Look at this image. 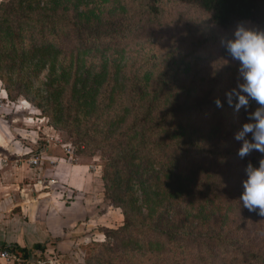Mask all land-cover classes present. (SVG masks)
Here are the masks:
<instances>
[{"label":"trees","instance_id":"16d2710c","mask_svg":"<svg viewBox=\"0 0 264 264\" xmlns=\"http://www.w3.org/2000/svg\"><path fill=\"white\" fill-rule=\"evenodd\" d=\"M68 1L71 0H50L54 5L52 11ZM184 1L206 12L209 21L223 30L234 29L238 22L264 29V0ZM16 2L15 9L12 5ZM48 2L10 0L0 4V80L5 84L7 93L10 94V87L18 86L19 82L29 91L33 86L36 87L29 101L48 115L54 124L62 123L65 130L69 131L71 127V132L79 138L80 144L96 148L104 162L101 177L105 195L123 212L122 229L134 226L147 236L153 233L157 238L153 242L158 250L165 244L177 242L182 251L189 252V256L183 252L180 260H166V264L168 261L170 264H187L189 258L195 264H264L263 241L258 237L260 232H256L255 236L248 233L253 224L248 223L247 218H259V211H252L249 216L234 222L237 214L243 211L239 198L243 191L242 181L246 178L245 168L249 163L254 167L259 166L260 159L264 158V154L253 151L242 159L237 154L240 142L235 140L234 134L248 120L247 113L259 105L250 100L247 110L241 108L236 116H216L213 113L216 110L232 106L220 99L222 106L217 107V98L193 97L194 92L191 90L180 92L175 97L168 90L166 95V73L157 81L163 87L150 89L149 78H144L138 91L136 75L132 76L131 86L128 87L129 77L125 75L124 68L113 61L114 54H106L118 43L104 44L101 40L97 44L95 41L99 35L95 41L80 38L71 47L77 56L93 53L94 50L102 53L103 57L98 58L101 59L98 60L99 66L94 67V62L87 64L82 58V63L79 57L64 63L59 59L63 48L43 35H40L39 43L26 46L21 37L24 35L23 30H20V22H16L15 26L5 23L8 17L6 12L15 9L14 19L18 21L19 15L24 13H19L17 8L25 6L31 12L38 9L37 14L42 16V23L47 14ZM139 3L150 15L159 13V0H139ZM109 5L113 11L116 10L115 2ZM79 15L82 16L81 12ZM119 19V15L115 14L106 24L109 28L111 25L114 27ZM30 21V26H35L36 23ZM50 24L55 27L54 22ZM76 25L74 20L72 26ZM40 65L48 68V75L40 87L33 85V80L23 83L6 74L9 71L21 72L24 67L35 70ZM171 81H175V77L168 81L169 84ZM173 97L175 103H170ZM204 111L214 123L211 129H203L202 132L193 117ZM229 117L238 118L240 127L233 126L232 130L225 131L222 123ZM166 134L169 135L168 142H159V138ZM175 152L185 154L184 159H189L193 167L181 171L176 167L177 162H171V159L166 162L167 155L171 157ZM223 157L228 158L227 166H220ZM234 163L238 164L237 167L241 165L239 177H236ZM135 179L138 182H134ZM205 180L208 182L206 190L200 185L194 189L198 181ZM215 181L220 183V189L218 185L213 186ZM214 191L219 202L214 203L212 198L206 196ZM191 192L201 199L195 198L191 209L183 207L181 215L204 223V231H196L191 223L185 224V219L173 217V214H169V217L166 215L175 202L183 196H189ZM223 195L228 196L233 217L221 215L220 199ZM218 216H221L220 222L216 220ZM141 217L149 218L150 223L139 222L138 218ZM215 224H222V230L216 228ZM129 243L136 244L138 241L133 239ZM217 246H222V252H216ZM0 248L22 260L31 257L41 260L42 254L33 256V252L45 251V245L40 243L30 248L1 244Z\"/></svg>","mask_w":264,"mask_h":264},{"label":"rangeland","instance_id":"374dc122","mask_svg":"<svg viewBox=\"0 0 264 264\" xmlns=\"http://www.w3.org/2000/svg\"><path fill=\"white\" fill-rule=\"evenodd\" d=\"M9 1L0 0V4ZM113 2L117 4L115 11L109 5ZM12 6L16 9L17 2ZM53 6L49 0L48 9L45 11L47 14L44 15L45 18H43L42 23L40 20L42 16L37 14L38 9L31 12L25 6L17 8L19 13H24V15H19L18 21L14 19L15 9L8 10L6 15L9 18L6 17L5 23H12L15 26L16 22H20V30H23L22 34L24 35L21 37L26 46L39 43L40 35L59 43L63 48L59 59L64 63H70L72 58L79 57L82 63V58H84L87 64L94 62L93 67L94 65L99 66L98 60L101 59L98 58L103 57L102 53H98L96 50L93 53H83L80 56L74 53L71 47L75 42H79L80 38L95 41L99 35L100 37L95 41L97 44L101 40L104 44L116 41L118 44L112 47L115 49L107 50L106 54H114L113 59L115 60L113 61L124 68L125 75L129 77L128 87L131 86L132 76L136 75L138 91L141 89L144 78H149L150 89L163 87L164 85L157 81L166 73V95L168 90L174 93V97L180 92L191 90L194 92L193 97L204 98L208 96L207 98L214 97L226 100V91L237 87L238 83L242 82L239 62L232 60L220 45L221 36L230 35L233 29L223 30L215 26L209 21V15L206 12L184 0H159V13L155 16L150 15L147 9L140 5L139 0H81L80 2L71 0L66 4L64 2L62 6L60 5L61 7L59 6L52 11ZM80 12L83 17L79 15ZM115 14L119 15L120 19L114 27L111 25L109 28L106 21ZM30 20L36 23L35 26H30ZM74 20L78 24L75 27L72 26ZM50 22H54L55 27L50 26ZM80 28L81 33L79 32ZM221 58L227 60L228 63L217 68L216 63ZM24 68L21 72L9 71L6 74L11 76L10 78L13 80H20L23 83L27 80H33V85L42 86V81L48 75V68H44L42 65L35 70L34 68ZM37 72L39 73L37 74ZM174 77L175 81H171L169 84L168 81ZM17 85L10 87L9 94L5 89V84L0 80V121L3 120L14 135L15 132H18L15 138H21L19 134L26 136L24 143L30 148L29 155L33 154L34 157L43 155L45 158L47 153H52L65 158L69 157L74 163L87 164L93 174L100 177L101 186L98 192L101 193L102 198L99 205L96 208L93 207L90 220L87 217L88 221L82 224L76 233L64 236V243L57 244V240L49 241L48 244L42 243L45 245V251L43 253L33 252V256L42 254L41 260L31 257L29 260H21V263L166 264V260L172 262L180 260L183 252L189 256V252L182 251L177 246V242L176 244L173 242L165 244L163 248L158 250L159 248L153 242L157 240L153 233H149L147 236L142 231L136 230L134 226L125 230L122 229L124 225L122 209L113 204L105 195L101 177L104 162L99 152L92 145L80 144L79 138L71 132V127L69 131L65 130L62 123L54 124L48 115L29 101L33 97L36 87L33 86L32 90L29 91L20 82ZM174 97L170 103L171 101L175 103ZM239 111H234L233 107L224 106L213 113L216 116L223 114L228 117L230 115L236 116ZM230 117L227 119L228 121L225 120L222 123L225 131L232 130L233 126L240 127V120ZM193 118L202 132L203 129L206 131L211 129V124L214 123L206 111L194 114ZM27 136H33L35 143H31L30 137ZM165 137L159 138V142L160 140L161 143L168 142L169 135L166 134ZM185 157V154L175 152L173 156L167 155V159L163 158L166 159V162L169 159L171 162H177L176 167L182 171V169H190L194 165L188 162L189 159H184ZM227 159L223 157L220 166H227ZM164 161L162 160V162ZM26 162L30 166L27 160ZM38 164H40V159L35 165ZM237 165L235 164L236 177H239L238 171L241 165L239 167ZM167 166L166 164V169ZM28 181L32 184L35 182L33 179H28ZM134 182H138V180L135 179ZM199 185L206 190L208 182L207 180L198 181L194 189ZM217 185L220 189V183L215 181L213 186ZM214 193L215 191L211 194L209 192L206 195L207 198H212L214 203L219 202V198L215 197ZM195 198L201 199L193 192L189 196L180 198L168 210L167 217L169 214H173V217L185 219V224L191 223L197 229L196 231H200L204 228V223L192 217L184 218L181 215L183 207L192 208L191 204L196 201ZM221 198V215L226 214L228 217H233L228 196L223 195ZM249 213L250 211L243 207V211L237 214V220L234 222L249 216ZM220 217L218 216L216 219L218 222H220ZM247 220L248 223L253 224V228L250 227V231H246H249L248 233L252 236H255L256 232L259 231L258 237L263 241L261 247L264 249V215L253 219L250 216V219L247 218ZM138 221H149L150 223L149 218L141 217L138 218ZM215 225L216 228L222 230V224ZM202 230L204 231V229ZM133 239L138 243L130 244L129 242ZM221 249L222 246H217L215 250L222 252L223 249ZM228 260H230L229 256ZM169 261L167 264H170ZM187 264H195V261L189 258Z\"/></svg>","mask_w":264,"mask_h":264},{"label":"crops","instance_id":"0c3cea01","mask_svg":"<svg viewBox=\"0 0 264 264\" xmlns=\"http://www.w3.org/2000/svg\"><path fill=\"white\" fill-rule=\"evenodd\" d=\"M1 121L0 245L30 247L52 240L64 243L63 237L76 233L87 217L90 220L93 207L99 205V175L85 163H74L69 157L52 153L45 158L41 155L40 164L31 165L34 155H29L26 136L19 134L21 138H15L18 132L14 135ZM27 137L35 143L33 136ZM21 260L0 256V264H23Z\"/></svg>","mask_w":264,"mask_h":264},{"label":"clouds","instance_id":"9594fccd","mask_svg":"<svg viewBox=\"0 0 264 264\" xmlns=\"http://www.w3.org/2000/svg\"><path fill=\"white\" fill-rule=\"evenodd\" d=\"M220 45L232 60L239 62L242 77L237 87L226 91L227 103L237 112L241 108L247 110L250 100L259 105L247 113L248 120L234 134L235 140L240 142L237 154L242 159L253 151L264 154V29L238 22L230 35L221 36ZM227 63L221 58L216 67ZM215 103L217 107L222 106L219 98ZM245 174L240 202L250 212L258 210L264 215V158L260 159L257 167L249 163Z\"/></svg>","mask_w":264,"mask_h":264},{"label":"built area","instance_id":"2783aa9c","mask_svg":"<svg viewBox=\"0 0 264 264\" xmlns=\"http://www.w3.org/2000/svg\"><path fill=\"white\" fill-rule=\"evenodd\" d=\"M38 158L39 157H32L30 159V163L31 164H37ZM0 256L3 257V258H5V259H10L11 257L20 259L18 256H16V255L13 256V254H11L10 252H8L7 250H4V249L3 250H0Z\"/></svg>","mask_w":264,"mask_h":264},{"label":"water","instance_id":"95a60500","mask_svg":"<svg viewBox=\"0 0 264 264\" xmlns=\"http://www.w3.org/2000/svg\"><path fill=\"white\" fill-rule=\"evenodd\" d=\"M45 264H48V263H45Z\"/></svg>","mask_w":264,"mask_h":264}]
</instances>
